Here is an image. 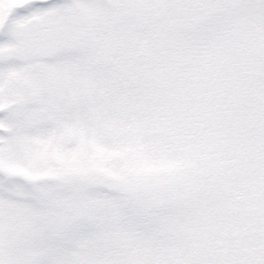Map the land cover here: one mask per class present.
<instances>
[{
    "label": "snow or ice",
    "instance_id": "1",
    "mask_svg": "<svg viewBox=\"0 0 264 264\" xmlns=\"http://www.w3.org/2000/svg\"><path fill=\"white\" fill-rule=\"evenodd\" d=\"M0 264H264V0H0Z\"/></svg>",
    "mask_w": 264,
    "mask_h": 264
}]
</instances>
